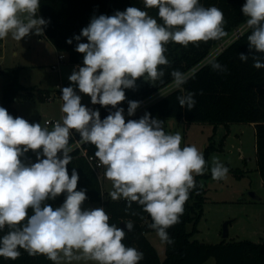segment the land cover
Segmentation results:
<instances>
[{
    "label": "clouds",
    "instance_id": "obj_1",
    "mask_svg": "<svg viewBox=\"0 0 264 264\" xmlns=\"http://www.w3.org/2000/svg\"><path fill=\"white\" fill-rule=\"evenodd\" d=\"M143 3L147 9H158L163 24L131 6L112 16L93 17L75 37L88 42L77 43L75 50L84 54L83 66L68 79L91 98V104L116 109L106 118L101 119L99 110L82 105L72 86L61 89L65 115L52 130L14 118L0 106V231L8 229L0 236V257L15 260L23 249L56 264L61 258L69 264L81 259L97 264H139L143 259L142 252L122 243L125 231L109 224L103 208L82 209L86 192L77 190V170L73 168L69 176L67 167L73 151L70 130L79 133L80 143L96 147L95 157L112 181V200L123 198L129 208L133 202L142 206L161 241L173 243L167 229L179 223L189 192L196 187L193 173L204 174V156L195 146L182 148L181 134H166L162 121L149 113L126 122L124 109L117 106L126 98L124 89L134 88L138 78L147 74L158 80L164 75L159 66L169 63L164 53L170 41L186 47L220 40L228 33L223 12L215 6L203 7L199 0ZM39 8L40 0H0V40L11 34L21 41L33 30L37 35L43 32L48 22L37 16ZM241 12L251 31L249 54L241 53L239 58L246 62L251 55L253 67L264 68V0H246ZM209 63L216 71L225 70L215 59ZM172 76L177 87L189 78L179 71ZM193 97H178L180 106L191 110ZM128 103L132 116L139 102ZM30 150L36 153L37 162L25 163L21 158ZM211 173L214 180H220L228 169L214 158ZM61 194H66L61 206L46 203ZM125 226L131 231L134 224L128 221Z\"/></svg>",
    "mask_w": 264,
    "mask_h": 264
},
{
    "label": "trees",
    "instance_id": "obj_2",
    "mask_svg": "<svg viewBox=\"0 0 264 264\" xmlns=\"http://www.w3.org/2000/svg\"><path fill=\"white\" fill-rule=\"evenodd\" d=\"M245 2L246 0H199L201 6H215L223 12L224 29L228 35L247 20L241 12ZM131 6L147 11L158 23L163 24L158 17V9L145 8L143 0H40V16L48 22L42 33L59 52L67 53V60L70 63L79 64L84 54L75 50L77 43L88 42L84 37L80 41L75 39L81 30L89 25L93 17L112 16L117 11L122 12ZM250 31L248 29L225 51L213 58L224 67V71H216L209 62L203 65L201 62L212 47L228 35L220 40L201 41L186 47L170 41L165 45L167 51L164 53L169 63L159 66L164 75L158 80H152L151 85L143 88L142 98L174 83L173 71L188 76L187 82L167 92L130 119L139 120L145 113H149L152 118L162 121L163 128L171 118L184 119L188 124L209 122L215 126L221 123L227 126L234 122L253 123L256 128L257 169L264 181V68L253 67L251 55L246 62L239 58L241 53L249 54L247 37ZM69 39H72L71 44L67 43ZM35 90V86L24 85L15 76L3 86L2 107L14 118L19 117L14 105L15 100L34 98ZM38 90L40 99H49L51 90L49 93L42 88ZM190 94H194L195 100L191 110L187 105L181 107L178 101V97ZM129 101L139 102L140 99L129 96L117 107H122L126 111ZM98 106L102 120L110 111L116 110L111 106L103 107L99 104ZM84 146L88 153L95 154L97 149L94 145L84 143ZM70 155L72 160L67 167L69 176L73 168L79 174L77 190H85L87 196L85 201L100 203L109 216V224L125 231L122 243L143 253V259L139 264H203L211 257H215L216 264H264V241L224 238L219 242H205L193 238L204 213L207 188L202 179L205 175H196V187L189 192L179 223L167 229L173 243H165V257L162 259L148 237V232L156 230L150 227L153 221L150 215L143 211V207L133 202L129 208L128 202L123 198L112 200L104 190L102 177L87 158L81 155L78 149L73 150ZM65 198L66 194H61L55 200H48L46 203L56 208L64 203ZM28 215H32V209L28 210ZM122 221L126 223L132 221L133 229L129 231L123 228ZM7 231V228L0 231V236ZM19 251L21 255L15 260L0 257V264H56L44 255L32 256L23 249Z\"/></svg>",
    "mask_w": 264,
    "mask_h": 264
},
{
    "label": "rangeland",
    "instance_id": "obj_3",
    "mask_svg": "<svg viewBox=\"0 0 264 264\" xmlns=\"http://www.w3.org/2000/svg\"><path fill=\"white\" fill-rule=\"evenodd\" d=\"M37 16L39 17V11ZM57 54L53 43L48 38H43L42 32L37 35L33 30L21 41L14 40L9 34L0 43V106L3 102L4 84L16 76L24 85L36 87L34 98L15 100L14 105L19 112V117L26 119L29 123H40L42 127H47L45 124L47 119L62 120L65 115L61 111L62 92L55 87L57 82L63 81L74 87L77 94L81 96L82 105L99 110L101 117L98 104H91V98L80 93L78 87L68 79L74 70L79 71L75 64L65 60L59 69L53 68V64L57 61ZM151 82L147 74L138 78L134 88L124 89L126 98L134 96L140 100L144 99L141 95L142 90L151 85ZM38 87L44 88L47 93L51 90L49 99L39 98ZM175 88L177 86L174 82L171 89ZM166 92L162 93V96ZM162 96L157 97L155 101ZM53 127L47 128L52 130ZM163 130L166 134L179 132L182 137L181 146H195L206 161L203 174L205 176L202 179L207 188L204 213L193 238L205 242H219L224 238V224L229 221L227 239L264 241V181L257 169L255 125L245 122H234L229 126L224 123L215 126L209 122L188 124L171 118L164 125ZM214 158H218L228 169L223 179L212 178L211 168ZM21 159L25 163H34L37 161L36 153L30 150ZM105 171V166L99 170L104 190L110 195L114 189L112 181L106 178ZM238 173L242 174L238 175ZM193 176L195 180L196 174L193 173ZM95 208H102V206L98 202L90 201H84L82 204V209ZM148 237L164 259L165 242L161 241L156 231L148 232ZM60 264H69V262L61 258ZM70 264H97V262L81 259L73 260ZM203 264H216V259L211 257Z\"/></svg>",
    "mask_w": 264,
    "mask_h": 264
},
{
    "label": "built area",
    "instance_id": "obj_4",
    "mask_svg": "<svg viewBox=\"0 0 264 264\" xmlns=\"http://www.w3.org/2000/svg\"><path fill=\"white\" fill-rule=\"evenodd\" d=\"M247 30H248V28L246 27V21H245L242 24H240L238 27H236L227 37H225L224 39L219 41L216 45H214L213 46L214 48L212 47L213 49L210 50L211 52H209V54L201 62V64L202 65L206 64L210 60H212L213 58H215L216 56L221 54L223 51H225L227 49V47L229 45H231L234 41H236L241 36H243ZM67 59H68V55L66 52H58L57 62L53 64V68L58 69ZM83 59H84V57H83ZM83 59L81 60V62L79 64H75V65L81 66L83 64ZM172 84L173 83H171L170 85L166 86L163 89H160L156 92H153L152 94L145 97L144 99H141L139 101V107L136 109L134 115H136L139 112L144 111L149 104L153 103L156 100L157 97L162 96V93H164L166 91L169 92V91L173 90V89H171ZM68 86H70V85L67 84L66 82H63V81H59L55 84V87L60 92H61L62 88L68 87ZM165 94H163V95H165ZM134 115L129 116L128 115V109H127L126 111H124L125 121H127L128 119H130ZM57 122L62 123V120L61 119H47L45 121V124H46V126L49 127V126H54L55 123H57ZM69 141H71V143L69 144L70 147L73 150L78 149L80 151V154L85 156L87 158V160L91 163V165L99 172V170L103 167V165L100 164L98 158L95 157V154L87 152V149L85 148L84 143H80V137L75 130H70ZM99 174H100V172H99Z\"/></svg>",
    "mask_w": 264,
    "mask_h": 264
},
{
    "label": "water",
    "instance_id": "obj_5",
    "mask_svg": "<svg viewBox=\"0 0 264 264\" xmlns=\"http://www.w3.org/2000/svg\"><path fill=\"white\" fill-rule=\"evenodd\" d=\"M252 194L254 195V192H252ZM121 225L123 226V228L127 229L126 226H125L126 225L125 221H122ZM223 237L224 238H228L229 237V221L224 224Z\"/></svg>",
    "mask_w": 264,
    "mask_h": 264
},
{
    "label": "crops",
    "instance_id": "obj_6",
    "mask_svg": "<svg viewBox=\"0 0 264 264\" xmlns=\"http://www.w3.org/2000/svg\"><path fill=\"white\" fill-rule=\"evenodd\" d=\"M39 17H41V16H40V12H39ZM42 37H43V38H47L46 36L43 35V33H42ZM2 41H3V40H1V42H2ZM1 42H0V43H1ZM55 49H56V48H55ZM56 51H57V53L59 52L57 49H56ZM57 55H58V54H57ZM56 62H57V61H56ZM75 66H76L77 69L79 70V67H81L82 65H81V66L75 65ZM59 68H60V67H59ZM59 68H58V69H59ZM38 88H41V87H38ZM42 89H44V88H42ZM182 121L185 123V120H184V119H182ZM167 122H168V121H167ZM47 127H48V126H47Z\"/></svg>",
    "mask_w": 264,
    "mask_h": 264
}]
</instances>
